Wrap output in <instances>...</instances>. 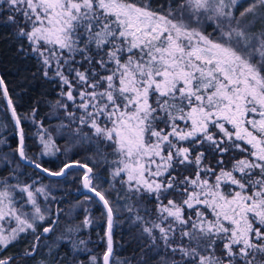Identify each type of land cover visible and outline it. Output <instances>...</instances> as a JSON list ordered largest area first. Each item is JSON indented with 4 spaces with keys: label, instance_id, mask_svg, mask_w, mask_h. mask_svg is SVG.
I'll list each match as a JSON object with an SVG mask.
<instances>
[{
    "label": "snow or ice",
    "instance_id": "snow-or-ice-1",
    "mask_svg": "<svg viewBox=\"0 0 264 264\" xmlns=\"http://www.w3.org/2000/svg\"><path fill=\"white\" fill-rule=\"evenodd\" d=\"M2 2L11 14L0 24L17 26L16 36L27 41L42 75L55 80L61 97L72 104L69 110L68 103L56 102L69 121L58 128H69L77 144L98 151L101 142L112 147L117 158L109 162L102 155L100 162L111 164L112 181L123 190L117 199L125 201L150 248L164 253L159 264H264L257 260L264 257V30L251 32L253 21L264 23V0L247 5L240 0ZM0 94L19 126L22 117L3 77ZM38 135L42 155L60 152L42 122ZM15 151L53 177L82 171L80 185L92 195L81 203L94 196L106 210L102 259L110 264L116 212L105 192L97 190L100 175L80 160H65L57 171L30 160L23 128ZM232 151L243 155L226 169L223 157ZM207 154L219 157V171L204 163ZM189 166L195 167L194 175L175 174ZM17 188L27 194L31 213L15 206ZM173 193L181 199L169 198ZM39 195L51 197L46 186L0 185V246L20 241L31 230L35 239L25 254H38L40 236L52 231L50 225L36 234V222L46 219ZM133 197L152 198L155 219L140 215ZM91 223L86 217L84 224Z\"/></svg>",
    "mask_w": 264,
    "mask_h": 264
},
{
    "label": "trees",
    "instance_id": "trees-1",
    "mask_svg": "<svg viewBox=\"0 0 264 264\" xmlns=\"http://www.w3.org/2000/svg\"><path fill=\"white\" fill-rule=\"evenodd\" d=\"M6 9L7 4L0 0V21L11 14ZM247 20H252V17L249 16ZM262 27V22L253 21L251 32L258 34ZM16 31V25L0 24V74L6 83L17 113L22 117L26 155L53 171L59 170L65 160H80L93 167L101 177L99 181H95L99 184L97 190L105 192L116 212L111 264H117V261L126 262V264H143L144 261H147V264H159L160 256L164 253L160 252V255H157V249L150 248L151 241L142 233L140 225L133 222L132 215L125 210V201L117 199V191L123 195V190L118 180L112 181L111 164L100 162L102 155L106 156L109 162L117 158L112 147L101 142L98 145V151L97 146L77 144V138L71 135L69 128H58L61 123L69 124V121L64 117L63 110L56 107V102L68 103L69 110L72 109V104L61 97V87L55 80H49L42 75L34 54L28 50L27 41L18 38ZM208 31L212 29L209 28ZM21 44L24 45V50H21ZM33 109H35L34 118ZM40 122L51 133L60 148V152L55 156L42 155L43 148L38 135ZM160 126L163 127V125ZM71 127L74 128L75 125ZM83 131L89 132L87 128ZM18 143L16 125L5 98L0 94V185L4 183L21 186L32 184L46 186L47 190L49 189L51 193L49 199L45 200L43 195L38 196L37 201L42 202V206L46 205L47 212L44 221L36 222V234H39L44 226L50 225L57 216L52 231L47 236H40L38 254L34 256L25 254L30 250L31 241L35 239V235L30 230L22 234L20 241L6 248L0 246V259L12 257L11 264H40L41 261L44 264H92V257H96V264H103V254L107 249L106 210L94 196L91 201L81 203L85 201L86 196L92 195L82 193L83 187L78 179L82 171L72 169L62 178L46 176L20 159L15 151ZM66 149L71 151L65 153ZM203 150L207 153V149ZM242 155L239 151L225 154L223 167L230 169L232 163L240 159ZM89 157H92L96 163H92ZM217 159H219L217 155L207 154L204 163L219 171L216 165ZM195 171L194 166H189L179 169L175 174L182 179L184 175H194ZM110 183L114 184L112 188L109 187ZM18 190V188L15 190L14 196L18 199V205L21 204L28 213L32 210L31 207L27 205L25 198H20L26 197L25 192L21 194ZM169 198L177 201L181 199L175 193ZM131 203L140 210V215L145 216L146 219H155V201L152 198L145 197L137 201L133 197ZM144 209L149 211L145 212ZM86 217L92 220L91 224H84ZM81 241L84 243H80ZM157 243L159 244V241ZM217 254L219 255V250ZM166 258L173 257L169 254ZM175 258L179 259L178 256ZM257 260H264V257L258 256Z\"/></svg>",
    "mask_w": 264,
    "mask_h": 264
},
{
    "label": "rangeland",
    "instance_id": "rangeland-1",
    "mask_svg": "<svg viewBox=\"0 0 264 264\" xmlns=\"http://www.w3.org/2000/svg\"><path fill=\"white\" fill-rule=\"evenodd\" d=\"M240 2L246 5V4L248 3V0H240ZM262 24H263V27H262L261 30H264V23H262ZM39 187H41V185H34V186H33L34 189H35V188H39ZM48 190H49V189H48ZM18 191H19V193L22 194V192H21L20 190H18ZM25 195H26V197H25V196H24V197L22 196V197H20V198H22V199L25 198V200L27 201V205L30 206L31 209H32L33 206L31 205V203L28 202V198H27V194H26V193H25ZM37 202H38V201H37ZM41 203H42V202H41ZM41 203L38 202V204H39L41 210H42V211L45 213V215H46V212H47V211H46V207H45L46 205H44V202H43V205H44V206H42ZM15 206H16L21 212L26 213V210H24V208H22L21 204H20V206L18 205V199H16V198H15ZM31 211H32V210H31ZM31 211H29L28 213H31ZM29 219H31V218L29 217ZM8 226H9V225L5 224V227H6V228H7ZM11 226L14 227L15 224H12ZM1 248H4V247L1 246Z\"/></svg>",
    "mask_w": 264,
    "mask_h": 264
},
{
    "label": "water",
    "instance_id": "water-1",
    "mask_svg": "<svg viewBox=\"0 0 264 264\" xmlns=\"http://www.w3.org/2000/svg\"><path fill=\"white\" fill-rule=\"evenodd\" d=\"M0 77H2L1 76V74H0ZM5 82V81H4ZM5 85H6V83H5ZM11 113V112H10ZM14 123H15V121H14ZM16 125V124H15ZM16 128H17V135H18V141H19V129L20 128H22V124H20L19 126H17L16 125ZM20 157V156H19ZM21 159V158H20ZM22 160V159H21ZM30 160H32V159H30ZM25 164H27V165H29V166H31V167H34L29 161H27V160H22ZM37 163H39V162H37ZM83 163V162H82ZM90 166V165H89ZM45 167V166H44ZM35 168V167H34ZM36 169V168H35ZM37 170H39V169H37ZM40 171V170H39ZM53 171V170H52ZM42 172V171H41ZM42 173H44V172H42ZM46 176H49V177H53V176H50V175H48V174H46V173H44ZM53 178H62V177H53ZM99 191V190H98ZM82 193H86V194H91V193H89L88 192V190L87 189H84L83 188V190H82ZM98 199V198H97ZM54 221L56 222L57 221V216L54 218ZM50 225H52V227H53V223H51ZM50 225H46V226H44V227H49ZM43 227V228H44ZM41 232H42V230H41ZM50 233V232H49ZM49 233H46V234H44L43 236H47ZM112 236H113V232H112ZM112 240H113V237H112ZM113 249H114V246H113ZM104 255V254H103ZM110 264H111V261H110Z\"/></svg>",
    "mask_w": 264,
    "mask_h": 264
}]
</instances>
